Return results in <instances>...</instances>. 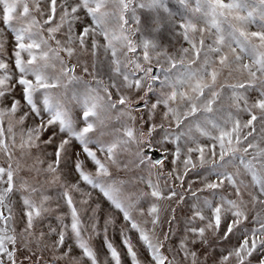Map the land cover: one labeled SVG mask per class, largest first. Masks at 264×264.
Returning a JSON list of instances; mask_svg holds the SVG:
<instances>
[{"label": "snow or ice", "instance_id": "obj_1", "mask_svg": "<svg viewBox=\"0 0 264 264\" xmlns=\"http://www.w3.org/2000/svg\"><path fill=\"white\" fill-rule=\"evenodd\" d=\"M0 264H264V0H0Z\"/></svg>", "mask_w": 264, "mask_h": 264}]
</instances>
